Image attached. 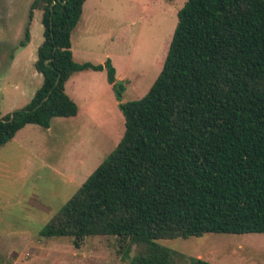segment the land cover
Wrapping results in <instances>:
<instances>
[{"label":"trees","instance_id":"1","mask_svg":"<svg viewBox=\"0 0 264 264\" xmlns=\"http://www.w3.org/2000/svg\"><path fill=\"white\" fill-rule=\"evenodd\" d=\"M85 2L30 4L19 46L29 43L38 11L33 66L42 84L0 119V148L26 125L75 117L65 84L76 73L105 71L118 97L123 91L110 60H73L71 33ZM120 109L119 143L40 237L69 238L76 249L89 237H113L129 264H211L158 241L264 234V0H186L158 77Z\"/></svg>","mask_w":264,"mask_h":264},{"label":"rangeland","instance_id":"2","mask_svg":"<svg viewBox=\"0 0 264 264\" xmlns=\"http://www.w3.org/2000/svg\"><path fill=\"white\" fill-rule=\"evenodd\" d=\"M33 0H0V119L22 109L42 84L33 62L42 42ZM186 0H86L71 33L77 64L110 60L120 96L106 72L82 71L67 81L78 107L72 118H53L47 129L26 125L0 148V264H129L113 237H89L76 249L69 238H42V228L119 143L120 104L141 99L161 72ZM158 244L211 264H264V234H207ZM133 246L130 256L137 253ZM28 253L29 257L23 258Z\"/></svg>","mask_w":264,"mask_h":264},{"label":"built area","instance_id":"3","mask_svg":"<svg viewBox=\"0 0 264 264\" xmlns=\"http://www.w3.org/2000/svg\"><path fill=\"white\" fill-rule=\"evenodd\" d=\"M22 256H23L24 259H26L27 257H29V254L28 253H24Z\"/></svg>","mask_w":264,"mask_h":264},{"label":"crops","instance_id":"4","mask_svg":"<svg viewBox=\"0 0 264 264\" xmlns=\"http://www.w3.org/2000/svg\"><path fill=\"white\" fill-rule=\"evenodd\" d=\"M37 50V49H36ZM35 62V61H34ZM34 62H33V65H34ZM36 72V71H35ZM67 83V82H66ZM66 85V84H65ZM65 92H66V88H65ZM78 114V113H77ZM77 116V115H76Z\"/></svg>","mask_w":264,"mask_h":264},{"label":"water","instance_id":"5","mask_svg":"<svg viewBox=\"0 0 264 264\" xmlns=\"http://www.w3.org/2000/svg\"><path fill=\"white\" fill-rule=\"evenodd\" d=\"M57 82H58V81H56V84H57ZM12 118H13V116L11 115V116H10V120H11Z\"/></svg>","mask_w":264,"mask_h":264}]
</instances>
